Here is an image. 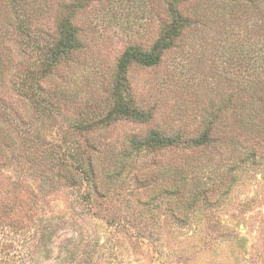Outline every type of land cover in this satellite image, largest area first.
<instances>
[{
    "label": "trees",
    "instance_id": "16d2710c",
    "mask_svg": "<svg viewBox=\"0 0 264 264\" xmlns=\"http://www.w3.org/2000/svg\"><path fill=\"white\" fill-rule=\"evenodd\" d=\"M147 15L158 19V36L148 48L126 46L118 57L103 121L152 118L130 97L126 72L131 64L157 65L189 32L202 40L213 30L230 42L238 68L232 93L215 107L209 102L188 137L182 128H151L119 146L86 138L85 155L79 144L68 149L48 140L37 123L59 114L52 77L62 69L61 78L68 77L97 24L134 31ZM49 89L55 95L46 99ZM165 149L177 150L176 157L137 171L133 182L147 187L138 204L153 207L164 193L180 221L224 203L244 170L263 166L264 0H0V264H118L88 228L94 195H109L138 153ZM80 181L86 193L74 196ZM228 231L229 240L242 239Z\"/></svg>",
    "mask_w": 264,
    "mask_h": 264
},
{
    "label": "rangeland",
    "instance_id": "374dc122",
    "mask_svg": "<svg viewBox=\"0 0 264 264\" xmlns=\"http://www.w3.org/2000/svg\"><path fill=\"white\" fill-rule=\"evenodd\" d=\"M101 25L97 24L86 50L75 56L68 77L61 78L64 69L52 77L58 85L55 91L60 99L53 100L58 99L59 114L54 120L38 119L45 137L64 148L79 144L85 155L89 151L86 138L119 146L127 136H140L151 128H182L184 136H191L210 108L209 102L215 107L221 95L232 93L237 84L238 68L228 51L230 42L213 30L202 40H195L189 32L157 65L131 64L126 72L130 97L150 111L152 118L147 122L103 121L112 105L110 87L118 57L128 45L148 48L159 27L158 19L148 15L138 20L134 31ZM51 92L42 94L50 99L55 95ZM64 95L69 98L63 101ZM88 123L92 129L84 127ZM176 155L173 149L138 153L123 181L109 195H94L88 228L97 233L100 245H106L105 255L116 257L118 264H264V164L244 170L224 203L200 208L190 213L187 221H180L170 215L164 193L153 207L138 204L147 187L133 182L137 171L157 164L166 166ZM73 192L74 196L85 194V183L80 181ZM228 229L242 239L229 240L225 235ZM135 235L148 240L136 241Z\"/></svg>",
    "mask_w": 264,
    "mask_h": 264
}]
</instances>
